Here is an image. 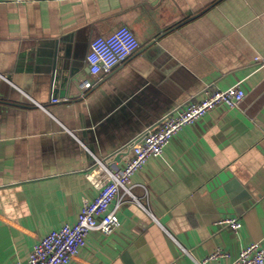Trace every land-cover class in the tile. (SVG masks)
Instances as JSON below:
<instances>
[{"label":"crops","instance_id":"crops-1","mask_svg":"<svg viewBox=\"0 0 264 264\" xmlns=\"http://www.w3.org/2000/svg\"><path fill=\"white\" fill-rule=\"evenodd\" d=\"M121 26L140 48L81 96L90 42ZM163 33V51L145 49ZM56 50L66 73L51 69ZM263 62L264 0H0V264H27L75 224L97 196L95 159L123 168L162 116L235 84L242 104L173 136L132 176L118 228L90 232L68 264H199L218 248L233 261L264 244Z\"/></svg>","mask_w":264,"mask_h":264},{"label":"built area","instance_id":"built-area-1","mask_svg":"<svg viewBox=\"0 0 264 264\" xmlns=\"http://www.w3.org/2000/svg\"><path fill=\"white\" fill-rule=\"evenodd\" d=\"M139 48V42L127 26H121L107 37L94 38L86 55L92 78L79 84L81 96L94 87L98 78L109 75ZM244 98L245 92L239 84L225 90L206 88L199 99L173 108L158 120L156 127L144 130L140 138L131 145V155L123 168L111 169L101 160L95 159V166L88 172L87 178L97 190V196L93 200H83L75 224H65L35 244L27 264H68L85 246L90 232L98 231L106 236L112 234L120 225L117 211L124 199H136L132 192L131 178L144 167L147 160L159 157L171 138L184 127L194 124L218 107L237 109ZM51 102L57 103L59 99L52 98ZM218 224L229 227L233 232L241 228L238 218H223ZM229 259L230 255L218 248L199 264L224 260L227 262L225 264H263L264 244L250 243L241 249L235 260Z\"/></svg>","mask_w":264,"mask_h":264},{"label":"water","instance_id":"water-1","mask_svg":"<svg viewBox=\"0 0 264 264\" xmlns=\"http://www.w3.org/2000/svg\"><path fill=\"white\" fill-rule=\"evenodd\" d=\"M165 34L166 33H163L155 37L152 41L149 42V44H147L145 49L153 50L155 52L163 51L161 46L159 45V41ZM57 52L58 51L56 50V53H53L52 55V60H51L52 68L51 69H53L56 73H66L68 68L65 65V59H63V57L57 56ZM70 76H72L71 73H70Z\"/></svg>","mask_w":264,"mask_h":264}]
</instances>
